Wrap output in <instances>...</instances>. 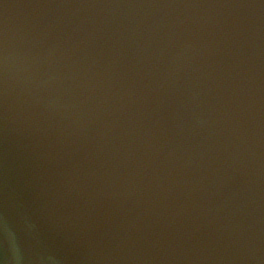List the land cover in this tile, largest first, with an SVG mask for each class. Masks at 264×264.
I'll list each match as a JSON object with an SVG mask.
<instances>
[{"label": "water", "instance_id": "obj_1", "mask_svg": "<svg viewBox=\"0 0 264 264\" xmlns=\"http://www.w3.org/2000/svg\"><path fill=\"white\" fill-rule=\"evenodd\" d=\"M0 264H264V0H0Z\"/></svg>", "mask_w": 264, "mask_h": 264}]
</instances>
